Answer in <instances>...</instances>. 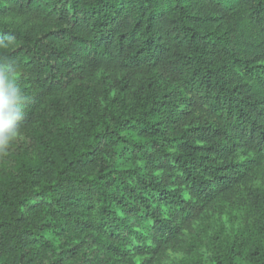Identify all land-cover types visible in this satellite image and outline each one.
I'll use <instances>...</instances> for the list:
<instances>
[{"label":"trees","instance_id":"1","mask_svg":"<svg viewBox=\"0 0 264 264\" xmlns=\"http://www.w3.org/2000/svg\"><path fill=\"white\" fill-rule=\"evenodd\" d=\"M0 65V264H264V0H0Z\"/></svg>","mask_w":264,"mask_h":264},{"label":"clouds","instance_id":"2","mask_svg":"<svg viewBox=\"0 0 264 264\" xmlns=\"http://www.w3.org/2000/svg\"><path fill=\"white\" fill-rule=\"evenodd\" d=\"M23 99L14 70L0 65V156H6L20 136Z\"/></svg>","mask_w":264,"mask_h":264},{"label":"rangeland","instance_id":"3","mask_svg":"<svg viewBox=\"0 0 264 264\" xmlns=\"http://www.w3.org/2000/svg\"><path fill=\"white\" fill-rule=\"evenodd\" d=\"M224 225L225 228L227 229V231L229 233H233L234 232V227H232L227 221H224ZM221 223H217L215 225H220ZM218 226H215L214 228H210L207 230L206 235L208 236V238H210L216 229H219ZM221 228V227H220ZM206 236V237H207ZM195 238L194 235H191L189 233H186V244L191 242L193 239ZM186 257L185 252H171L167 255V257L165 259L162 260V262L160 264H180L184 258ZM128 264H149L148 261L146 259H140V258H134L131 261L128 262Z\"/></svg>","mask_w":264,"mask_h":264}]
</instances>
